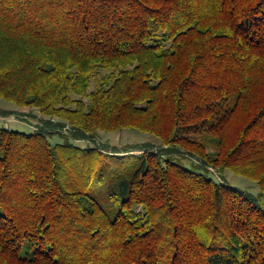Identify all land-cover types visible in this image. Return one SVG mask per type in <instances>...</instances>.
Masks as SVG:
<instances>
[{
  "label": "trees",
  "instance_id": "16d2710c",
  "mask_svg": "<svg viewBox=\"0 0 264 264\" xmlns=\"http://www.w3.org/2000/svg\"><path fill=\"white\" fill-rule=\"evenodd\" d=\"M0 98V264H264V0H0Z\"/></svg>",
  "mask_w": 264,
  "mask_h": 264
},
{
  "label": "rangeland",
  "instance_id": "374dc122",
  "mask_svg": "<svg viewBox=\"0 0 264 264\" xmlns=\"http://www.w3.org/2000/svg\"><path fill=\"white\" fill-rule=\"evenodd\" d=\"M4 112H9V114H4ZM15 119V121H12ZM40 117L39 113H37L36 110L29 109V110H22L14 105L10 104L8 101H6L3 98H0V125L1 126H7L11 129L22 131V132H33L37 128H41L42 123H40ZM60 134L67 135L66 131H63V133H59L57 136H61ZM150 137L145 136H138L134 135L128 132L124 133H118L114 135H106L102 139L103 142L111 144L112 146H118L123 147L127 144H135V143H142L148 140ZM81 145H89L90 143L84 142V141H78ZM209 152H212L211 149H209ZM194 160V159H193ZM192 158H186L185 163L187 165H190L193 162ZM196 162V161H195ZM213 172H215L216 179L218 181L224 180V176L227 177L231 184H233L237 188H241L242 190L248 191L250 193H254L257 196L260 194V191L258 190L257 186L247 180L246 178L237 176L232 173H224L222 176L221 173H219L214 168L211 169ZM262 203L264 204V197L261 198Z\"/></svg>",
  "mask_w": 264,
  "mask_h": 264
},
{
  "label": "built area",
  "instance_id": "2783aa9c",
  "mask_svg": "<svg viewBox=\"0 0 264 264\" xmlns=\"http://www.w3.org/2000/svg\"><path fill=\"white\" fill-rule=\"evenodd\" d=\"M12 121H15V119H13Z\"/></svg>",
  "mask_w": 264,
  "mask_h": 264
}]
</instances>
